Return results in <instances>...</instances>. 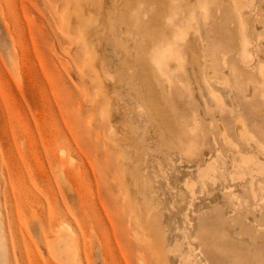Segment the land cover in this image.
<instances>
[{"label":"rangeland","instance_id":"374dc122","mask_svg":"<svg viewBox=\"0 0 264 264\" xmlns=\"http://www.w3.org/2000/svg\"><path fill=\"white\" fill-rule=\"evenodd\" d=\"M0 264H264V0H0Z\"/></svg>","mask_w":264,"mask_h":264},{"label":"bare ground","instance_id":"6f19581e","mask_svg":"<svg viewBox=\"0 0 264 264\" xmlns=\"http://www.w3.org/2000/svg\"><path fill=\"white\" fill-rule=\"evenodd\" d=\"M201 7V6H200ZM205 7V6H204ZM175 18V17H174ZM178 31V33H182V31H180L179 32V30H177ZM83 33V32H82ZM177 33V32H176ZM176 35V34H175ZM182 35H184L185 36V34H184V32H183V34ZM189 35V34H188ZM183 37V36H182ZM179 38V37H178ZM181 39V38H180ZM177 41V40H176ZM175 43H178V42H175ZM179 43H181V42H179ZM183 43H184V40H183ZM173 45V44H172ZM167 46V45H166ZM169 46V45H168ZM170 47V46H169ZM174 48V47H173ZM172 50H174V49H172ZM162 51V50H161ZM168 51H166V53H167ZM170 53H169V55L171 54V51H169ZM168 54V53H167ZM158 56H156V58H157ZM160 57V56H159ZM172 58V57H171ZM153 60H154V58H153ZM161 60H163V58L161 59ZM171 60V59H170ZM164 61V60H163ZM154 63H155V60L153 61ZM168 62H169V59H168ZM186 62V61H185ZM156 63H157V65H158V67L160 66L159 65V63H160V60L159 61H157L156 60ZM164 65H166L165 64V62H164ZM164 67V66H163ZM161 68H162V66L159 68L160 70H161ZM165 68V67H164ZM158 70V69H157ZM163 70V69H162ZM164 72V71H163ZM161 73V72H160ZM162 77V76H161ZM167 78V77H166ZM63 225H64V223H63ZM65 229H68L69 230V228L70 227H68L67 225H65V227H64ZM54 236V235H53ZM56 236V235H55ZM49 239V238H48ZM48 241V240H47ZM65 249H66V247H65ZM65 249H64V251H65ZM69 249V248H68ZM49 250V249H48ZM65 253H68V251H66Z\"/></svg>","mask_w":264,"mask_h":264}]
</instances>
